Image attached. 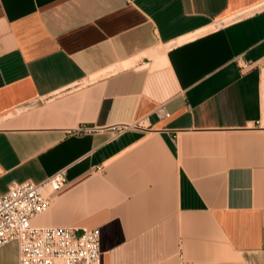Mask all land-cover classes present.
Instances as JSON below:
<instances>
[{
    "label": "crops",
    "instance_id": "1",
    "mask_svg": "<svg viewBox=\"0 0 264 264\" xmlns=\"http://www.w3.org/2000/svg\"><path fill=\"white\" fill-rule=\"evenodd\" d=\"M61 168L101 264H264V0H0V194Z\"/></svg>",
    "mask_w": 264,
    "mask_h": 264
},
{
    "label": "built area",
    "instance_id": "2",
    "mask_svg": "<svg viewBox=\"0 0 264 264\" xmlns=\"http://www.w3.org/2000/svg\"><path fill=\"white\" fill-rule=\"evenodd\" d=\"M240 67L247 70L252 64L242 61ZM157 111L168 114L162 106ZM124 128L121 126L118 131ZM65 182V168H61L39 182L12 183L0 194V246L16 241L17 264H101L100 235L96 227L78 230L73 226L32 223L36 215L49 207L52 197L64 188Z\"/></svg>",
    "mask_w": 264,
    "mask_h": 264
}]
</instances>
